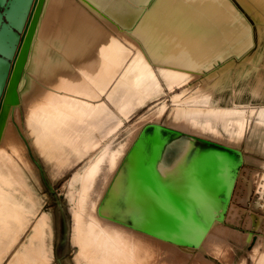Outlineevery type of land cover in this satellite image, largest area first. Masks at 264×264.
<instances>
[{
  "label": "bare ground",
  "instance_id": "obj_1",
  "mask_svg": "<svg viewBox=\"0 0 264 264\" xmlns=\"http://www.w3.org/2000/svg\"><path fill=\"white\" fill-rule=\"evenodd\" d=\"M40 1H35L1 100L0 197L15 207L25 205L16 200L14 193L22 192L24 198H29L26 185L21 184V168L5 147L9 146L12 153L17 154L18 140L11 125L5 122L8 108L5 106L2 110V103L4 97L10 96L15 82H18L17 91L29 83L27 69L19 80L21 66L25 65L33 74L36 73L33 68L42 66V71L36 75L49 88L37 102L27 104V127L35 133L41 150L47 155L53 152L61 165L68 162V166L71 165V157L79 160L88 155L67 182L73 213V240L81 238L79 231L84 233L79 264H129L138 247L148 245L155 254L152 264L167 260L165 251L192 261L196 259L194 253L202 254L207 245L217 246L218 249L213 250L216 257L225 246L227 252L231 250L227 260H232L235 252L237 263L243 264L244 256H240V252L249 233L234 225L227 226L232 224L229 219L224 220L222 210L226 197L232 200L234 192L235 184L232 185L230 176L238 155L236 151L243 163L254 158L239 150L246 128L256 111L264 118V0H236L237 4L233 0L177 2L178 15L185 19V32L215 33L217 40L211 48L217 57L230 46L233 50L240 47V37L247 38L242 43L252 45V52L240 57L238 62L228 60L201 72L199 86L191 93L182 95L187 90L182 89L180 93L171 94L170 103L162 100L156 104L152 117L140 120L129 132L128 139L115 143L109 138L92 156L90 150L97 145V133L101 137L115 135L124 119L148 100L157 99L163 90L156 86L153 73L145 71V66L138 63L140 54L126 63L129 52L123 51L124 46L118 41L113 48L107 31L91 23L86 10L99 16L101 8L109 17L110 21H106L112 30L107 7L123 14L128 21L142 11L135 5H145L148 0H45L36 22L35 12H39ZM163 7H167V3ZM149 13L144 10L141 17ZM34 22L37 24L33 38L30 39V34L25 38L26 32L34 30ZM28 26L31 28L27 31ZM204 41L200 40L202 47ZM207 59L202 57L200 66ZM52 64L56 65L54 72ZM164 76L167 80L170 77L169 73ZM182 78H186L185 75ZM52 83L65 84L66 92L73 94L63 95L52 104ZM101 92L105 100L95 103L76 95L95 99ZM168 107L171 118L162 123L161 116L168 112ZM257 121L264 123V120ZM161 124L175 130L176 134L161 135ZM147 125H151L152 132L140 135ZM194 138L211 139L222 145L198 147L194 145ZM173 146L175 152L170 151ZM167 150L170 152L166 155L168 168L164 174L160 169ZM103 161L107 169H103ZM106 170L109 176L103 178ZM100 174L102 179H99ZM150 186L151 192L147 189ZM230 204L229 201L226 207ZM125 218H130L131 223L122 222ZM39 223L43 231L39 241L31 243L34 246H30L29 252L39 255L43 262L52 258L47 215L42 214ZM8 231L9 226H0V235L6 238ZM262 242L261 239L260 247ZM262 256L264 258V253ZM200 259L212 261L204 256Z\"/></svg>",
  "mask_w": 264,
  "mask_h": 264
},
{
  "label": "rangeland",
  "instance_id": "obj_2",
  "mask_svg": "<svg viewBox=\"0 0 264 264\" xmlns=\"http://www.w3.org/2000/svg\"><path fill=\"white\" fill-rule=\"evenodd\" d=\"M235 1L236 0H233V2L237 4V2ZM38 3L40 4L38 5L39 12L37 11L35 12L37 14L36 22L38 21L37 20L38 15H40L41 10L43 9L45 0H41ZM239 8L242 10L241 7ZM86 12L87 14H90V15H86L88 20L91 21V23H93L97 28L113 33L115 36L121 39L123 43L128 44V47L122 48L124 49L123 51L134 53L138 49L141 52H145L146 58L150 59V55L148 54L149 50L148 48H146V46L144 47L142 45L141 47L136 48L134 45L135 43L141 42V38L137 35V32H136L137 26L141 23L138 24V22H135L131 24V28L128 29V31L120 33L118 31H112L109 28L108 22L106 21L108 16H106L103 13V10L101 8L99 10V13H100L99 16L93 14L92 12L89 13V11L87 10ZM32 19L33 17L31 18V22H30L31 24L33 21ZM36 22H34V25L32 26V30L34 29L33 31L31 30L32 33L31 32L29 33L28 30L31 27L28 26V29H27L28 32H26L25 38L27 37V34H30L29 35L30 39L33 38V34L35 33L36 24H37ZM246 39L247 38L240 37L239 38V40H241L240 47H238L237 49H234L233 52L227 55V57H232L233 61L235 60L238 62L240 57L244 56L245 54H250L252 52L251 48L253 46L252 45L248 46L247 43L243 44L242 42H244V40ZM27 56H28V52L25 56V60L27 59ZM223 60L224 59H222L221 56L216 57L215 61L210 64V67L213 66L214 64L215 65L218 63L220 64ZM37 68L36 70L38 71L33 70L35 68L32 69V71L36 72L33 74V72L30 73L28 71V67L25 68V65L21 66L20 68L21 71L19 70V76H20L19 80H22L23 73L27 72L29 76V81H28L29 83H27L26 87H24L23 90L21 89L20 91V88H19L17 91L15 90V88L18 82H15L12 85L10 96L8 98L4 97L3 103H2V110L5 106L6 108H8V111L5 117V122L11 125L14 135L16 134L15 136H18L24 142L25 147H26V152L28 153L31 163L29 159H27L26 156L20 152V150H18V153H17L18 155L15 153H12L11 148L9 146H5L6 150L10 154L13 155L18 165L20 166L21 170L25 174L26 183L30 186L33 192V196L37 201V204L35 206L31 205L29 201L23 197L25 193H22V192L14 193V196L16 200H18V202L23 201L22 203L23 205H25L24 209L28 211L33 210L34 213H32L31 219H27L28 214L27 212L23 211L22 213H19L18 215L14 216L15 219L8 224V226L12 228V231L7 236L8 238L0 237V245H4L3 249L2 248L0 249V260L2 259L0 264H3L6 261L10 262V260L14 261V263L12 262V264H52V258L48 259L47 261L42 262V258H40L39 260V255L37 256L35 254L33 255L30 254L29 251L30 249H32V247L28 246L29 250L27 252V247L25 246L24 248L26 249L24 248L20 249L21 247L20 244L22 243L23 245L25 243H34L33 241H35L36 239H32V240H30V238L27 239L26 234L27 232L30 231L31 229L30 226L35 216H37L38 214H41L43 210L46 211V209L48 208L51 209L53 205L55 204V201H58L66 217L65 222L67 223V225H66V230L64 231V247L66 249V256H67L66 264H79L78 255L80 254L79 251L80 250L82 251L83 246L81 244L82 243L81 240L84 237V233L79 231L78 237H81V238H77V239L74 238L73 240L72 238L73 237V231H72L73 213H72L71 203L68 200L69 196H68L67 182H68V177L71 175V173L74 170L80 168L86 162V160L88 159V155L85 156L83 159L73 163L70 166H68L69 162L67 164L61 165L60 162H58L57 159L54 158V156L49 157L48 155L44 154L41 151L40 146L37 145L35 141V133L31 129H29L30 128L29 126H28L29 128L27 127V119H26L27 114H28L27 104H32L35 101L37 102L41 98L42 94L49 88V85L46 84L44 80L39 79L38 76L36 75L37 73L42 71L43 67L39 66ZM25 70L26 72H24ZM33 75H36L37 77ZM33 77L34 79H38V80L31 79ZM190 78H188L185 82L192 81V79ZM33 81L35 82L37 81L36 84ZM163 88H164L163 93L157 99L155 98V99L148 100L142 106L138 107L127 119H124L123 124L121 125L120 129L115 133V135H111L109 137H105V136L101 137L100 135L97 134L96 139H95L97 146L93 147L90 150V155L92 156L93 154H95L97 150L99 149L100 145L104 144L107 140L113 139L115 143H118L119 141L124 142L126 139L130 137L129 132L132 130V128H136L140 120L146 117H152L153 113L156 111V107H157L156 104L160 103L162 100L170 103L169 101L170 95L180 90L177 88V86L169 87V88L163 86ZM172 90H175V91H172ZM21 92H22L23 97H21L22 96L20 94ZM101 100L103 101L105 100L104 95L101 96ZM110 106L111 108L115 109L114 111L117 110L116 107L114 108V105L110 104ZM167 111L169 112V107ZM168 112H165L161 116L162 123L165 121H169V118H171L170 112L169 113ZM161 125L163 127H166L163 124ZM99 126L101 127L100 124ZM254 127L255 126L253 124V120H251L246 129L243 142H241V146L239 148L241 152L247 155H251L254 158H250L244 163L242 162L241 165L238 167V175L236 176V180L234 183L235 187H234V192L232 194V200H227L226 202L227 205L229 201L231 202L230 207L229 208L226 207L227 205L225 204L226 209L223 207H221L220 209L221 211L223 208L222 212L224 214L223 215L224 220L229 219L230 220L229 222H231L230 224H232V225H229L228 223L227 226L233 227L234 225L236 228L249 233L246 237L247 243L245 242L243 246V250H241V252L238 251L240 252V254L242 253L240 256H244L243 264H264V258H262L263 257L262 254L264 253V233H263L264 232L263 231L264 230L263 229V226H264V126H262V128H259L257 130H254L253 129ZM196 135L203 136L199 134H196ZM201 141L202 142L200 143L196 142V146L210 147V146L217 145V144L222 145V143H219L215 140L206 139V138H202ZM203 141H207L211 143V145H208L207 143ZM256 143H263L262 144L263 147L258 144L255 145ZM174 149L175 147L173 146V148L170 149V151L175 152ZM170 151L167 150L165 152L162 162H161L162 165H161L160 171H162L164 174L167 172L166 169L168 168L167 161H166V155ZM71 156L73 155L71 154ZM168 162H171V160H168ZM105 164H106V161H103V169L108 168V167H105ZM105 173L103 175L104 176L103 178H105L106 176H109L107 170L105 171ZM40 176L45 177V178L48 177L50 181H54V183L45 184L41 181ZM99 179H102L101 174L99 175ZM52 188L55 193V196L53 195V198L51 196L52 194H50V192H52ZM230 213L232 215H230V217L228 218ZM233 221H235L236 223H234ZM259 236L261 237L263 241L262 242L263 244H261L262 245L261 247H260L261 239L259 238ZM256 242L259 244H255ZM11 243L12 245H10ZM253 244L256 246L258 245V246L256 247ZM252 246L254 248L256 247L255 248L256 250ZM207 248L208 249L212 248V251H208ZM207 248H205V251H203L202 254H200L199 252L194 253L196 259H193L192 261H188V262L185 260V258L177 256L171 251H165L167 260L165 261L162 260L161 264H200L198 262H201V264H239V262L237 263L238 255L235 254V252H233V255H232L233 261L231 260V258L227 260L229 256V252L231 253V250L227 252V249L225 250V246H224V250H221V252L219 253V255H217V257H216V253L213 254L214 252H216V251L213 252V250H215V248L216 250L218 249L217 246L209 247V245H207ZM152 249L153 247H151L150 245H148L146 248L141 247V246L138 247L137 253H135L129 259V262H130L129 264H152L153 261L151 260L153 256L155 255ZM5 250L7 251L5 252ZM248 251H251V252H248ZM51 253H52V248H51ZM255 253L257 256L255 255ZM203 256L207 259H212V261H205V260L200 259V257H203ZM43 258L46 259L44 255H43ZM24 260L28 262L24 263Z\"/></svg>",
  "mask_w": 264,
  "mask_h": 264
},
{
  "label": "crops",
  "instance_id": "obj_3",
  "mask_svg": "<svg viewBox=\"0 0 264 264\" xmlns=\"http://www.w3.org/2000/svg\"><path fill=\"white\" fill-rule=\"evenodd\" d=\"M179 1L180 0H148L145 3V5L144 4L135 5L136 7L141 8L142 11H140L138 16H136L135 18L129 17L128 21H126V19L124 18L125 16H123V14L117 11H112V9L110 10L108 9V7H107V12L112 17V22H111L112 31H118L120 33H123L125 31H128V29L131 28V24L135 22H138V24L141 23L137 26L136 32H137V35L141 38L142 43L141 42L135 43L134 45L136 48H139L142 45L144 47L146 46V48H148L149 50L148 54L150 55V59L146 58L145 52H141L137 49L136 52L129 53L130 58H128L126 63L130 61L132 56L136 55L137 53L140 54L138 56V63L145 66V71L153 73L156 79L154 81L157 83L156 85L157 87L161 88L164 91L163 86L167 88H169V86L170 87L177 86V88L180 89L178 93H180L182 89H187L182 94V95H187L191 93L197 86H199V83L201 81V77H200L201 72L205 73L216 66L227 63L228 60H232V57H227V55L233 52V49L231 46L228 49L226 48L225 51H223L219 55L224 60L220 64L219 63L216 65L214 64L213 66L210 67V64L214 62L217 57V54L212 53V48H211L212 44L217 40V37L215 33H210V32H204V33H199L196 31L185 32L184 31V24H185L184 20L185 19L182 18V16L178 15V12L180 11L176 10L177 7L175 5ZM166 3H167V7H163L164 4ZM103 7H105V4L103 5ZM144 10L145 12L146 11L150 12L149 16L145 18L141 17ZM164 11L165 13H162ZM107 19L110 21L109 17H107ZM106 34L108 35V39L112 40L113 48L117 46V41L122 46L128 47V44L123 43L122 40L119 39L117 36H115L113 33H110L107 31ZM202 39L205 40L204 41L205 44L203 47L200 45V40ZM202 57H205V58L208 57V59L206 60V63L203 66H200ZM210 57H213V58L209 59ZM55 70H56V65L52 64V72H54ZM64 70L66 71V69ZM164 73H169L170 77L168 80L165 79ZM186 73L188 74L186 75ZM184 75L186 78H182L184 77ZM188 78L192 79V81L185 82ZM116 80H117V76L114 78L113 82H115ZM167 83H174V84L168 85ZM63 86H66V85L65 84L64 85H54L52 83V104L57 103L58 99H60V97L63 95L69 96V94H73L70 92H66L67 90ZM172 91H175V90H172ZM76 95H78L77 97H80L82 100L95 103V102L103 101L101 100V96L104 95V92L99 93L95 99L84 97L79 94H76ZM252 120L255 126L253 128L254 130H257L259 128H262V126H264V123L258 124V121H257V120H260V121L264 120V118L260 116L259 110L256 111ZM190 134H193V133H190ZM16 138L18 140V150H20V152L23 153V155H25L27 159H29L28 153L26 152V147H25L24 142L18 136H16ZM198 141L199 143L202 142L200 139L194 138L193 140L194 145H196V142ZM257 144L263 147L262 145L263 143H256L255 145ZM37 145L39 146V144ZM41 151L47 155L46 151H43V150ZM48 156L49 157L54 156V158L56 159V156L53 152H52V155H48ZM14 160L16 161L15 158ZM79 160L74 157H71L72 164ZM21 172H22L21 184H25L28 189L29 198L27 200L29 201L31 205L35 206L37 204V201L33 196V192L30 186L26 183L25 174L23 173L22 170ZM40 179L45 184L54 183V181H50L48 177L45 178V177L40 176ZM17 184L21 185L18 182ZM50 194H52L51 195L52 198H53V195L55 196L53 188ZM30 195L32 196V199L30 198ZM33 199L35 200V202H33ZM4 200L5 199L0 197V226L2 227L8 226V224L15 219L14 216L18 215L19 213H22L23 211L27 212L28 214L27 219H31L32 217L31 215L32 213H34L33 210L32 211L25 210L24 209L25 206L15 207L12 203L8 204ZM42 214L47 215L48 225L51 231L50 242L52 244L51 245L52 264H66L67 256H66V249L64 247V231L66 230L67 223L65 222L66 217L64 215V211H62L61 206L58 203V201H55V204L53 205L51 209L48 208L46 209V211L43 210L41 214H38L37 216H35L30 226L31 229L26 234L27 239L29 238L30 240L36 239L35 241H33L35 243L39 241L40 235L43 231L39 223V220ZM112 218H115V216H112ZM122 222L131 223V219L125 218L122 220ZM11 231H12V228L9 227L8 232H11ZM0 237L5 238L3 235H0ZM10 245H12V243ZM32 245L34 246V244H31V243H25L23 245L22 243L20 244L21 247H24V246L28 247ZM3 247L4 245H0V249L1 248L3 249ZM7 262L8 261L4 262L3 264Z\"/></svg>",
  "mask_w": 264,
  "mask_h": 264
},
{
  "label": "water",
  "instance_id": "obj_4",
  "mask_svg": "<svg viewBox=\"0 0 264 264\" xmlns=\"http://www.w3.org/2000/svg\"><path fill=\"white\" fill-rule=\"evenodd\" d=\"M36 0H0V105L9 74L22 42L24 30L30 18ZM152 132L151 125L145 126L140 135ZM161 135L172 136L175 130L160 126ZM208 145L211 143L203 141ZM146 143L149 145L148 141ZM236 162L232 166L231 181L235 183L238 167L242 163L239 151H236ZM147 189L151 190L147 187ZM227 197L225 202H227ZM222 217L219 218L221 220Z\"/></svg>",
  "mask_w": 264,
  "mask_h": 264
}]
</instances>
